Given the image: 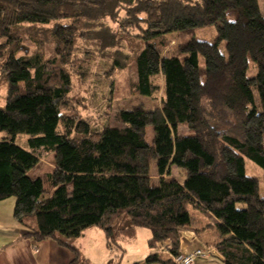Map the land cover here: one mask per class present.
<instances>
[{
	"label": "trees",
	"instance_id": "1",
	"mask_svg": "<svg viewBox=\"0 0 264 264\" xmlns=\"http://www.w3.org/2000/svg\"><path fill=\"white\" fill-rule=\"evenodd\" d=\"M123 10L126 18L119 20ZM106 18L137 29L143 42L133 60L135 92L151 97L158 91L152 78L160 75L164 98L160 109L121 110L116 124L98 131L71 112L65 68L78 38L98 41L103 50L117 46L116 34L102 24ZM209 26L216 27L213 42L191 36L177 55L162 56L167 35ZM24 27L46 29L54 46L50 58L40 50L45 41L31 39L38 45L33 53L22 45ZM0 61L8 87L0 107V133L6 134L0 140V201L14 198L13 218L25 236L69 249L70 264H92L75 241L95 227L115 252L108 264H120L122 242L146 229L151 253L132 264H176L180 231H194L191 210H200L217 231L223 264H264V198L257 179L245 172L248 161L264 174V16L258 0H0ZM127 63L116 50L111 70ZM147 127L153 129L151 145ZM18 135L27 137L26 146L16 143ZM40 151L54 155L49 192L42 178L28 175ZM171 168L185 178H173Z\"/></svg>",
	"mask_w": 264,
	"mask_h": 264
},
{
	"label": "rangeland",
	"instance_id": "2",
	"mask_svg": "<svg viewBox=\"0 0 264 264\" xmlns=\"http://www.w3.org/2000/svg\"><path fill=\"white\" fill-rule=\"evenodd\" d=\"M258 3L260 11L264 16V0H258ZM125 14L124 10L120 11L118 19L124 20L126 18ZM102 24L108 26L116 34L117 46L103 50L99 47L98 41H92L86 37L82 39L78 38L74 52L71 55L70 65L65 68L69 72L71 79L70 93L67 97L71 112L86 120L98 131L105 126L116 124V114L119 111L131 110L138 106L146 111L160 109L164 98V82L160 75L152 78V82L158 87V91L151 97L139 96L134 90L136 76L133 60L144 46L143 42L136 38V35L139 34L138 30L128 26L120 28L117 22H113L108 18L104 19ZM141 26L144 27V25ZM47 27L51 28L52 24ZM44 30L46 29L40 27H24L22 30V38L24 40L22 45H24L29 53H33L38 51V45L32 44L30 42L31 39L35 37L37 40L42 41V43L45 41L46 43L42 44L40 50L44 55V59H47L52 56L54 46L51 44L49 33L43 32ZM191 36L197 40L211 43L216 37V27L209 26L194 30L191 33H173L167 35L163 40L162 56L177 55L180 45ZM116 50L128 56L127 66L123 70H111V59ZM7 88V83L0 72V107H4L5 105ZM181 131L182 133L185 132L183 128L179 129L180 133ZM4 137H6V134L0 133V140ZM145 139L148 144H152L153 129L151 127L146 128ZM26 140L27 137L23 135H18L15 139L16 143L21 146H26ZM38 155V164L28 172V175L30 177H40L46 183L47 176L55 170L54 155L45 151H40ZM245 172L247 176L257 179L259 195L264 198V174L262 170L247 161L245 162ZM170 175L179 181L185 178V174L175 168H171ZM150 177L151 182L156 185L159 177L156 173L155 162L151 164ZM46 192H49L47 183ZM14 202V198H7L0 201V208H11L13 211ZM191 213L195 215L199 225L209 222L200 210H191ZM93 230L101 234L99 229L94 228ZM141 230L142 232H146L145 234L150 235L148 230ZM205 233L211 239L214 235L216 236L217 231L208 226ZM78 242L81 246L82 255L90 257V261L94 264H106L107 261L113 259L115 252L106 247L103 235L102 238H90L86 241L80 239ZM128 244L122 243L123 249L127 250V255L122 264H129L128 261L133 255L132 247H128Z\"/></svg>",
	"mask_w": 264,
	"mask_h": 264
},
{
	"label": "crops",
	"instance_id": "3",
	"mask_svg": "<svg viewBox=\"0 0 264 264\" xmlns=\"http://www.w3.org/2000/svg\"><path fill=\"white\" fill-rule=\"evenodd\" d=\"M206 219L209 220L208 217ZM209 224L210 221L208 223H202L201 225L197 223L198 226H194V231H180L179 251L181 254H187L197 249L210 252L209 258L198 259L195 264H223V257L216 247L219 239L218 235L216 234V236L214 235L210 239L205 233ZM94 228L85 230L83 235L75 241V246L80 252L81 246L78 242L80 239L86 241L90 238H102L103 235L106 245L104 233L100 229L101 234L100 232H95L93 230ZM26 232V229L13 218L11 208H0V264H70L73 254L69 249L58 246L53 240L35 241L31 237L25 236ZM145 233L141 229H138L133 238L122 242L129 243L127 246L132 247L133 255L128 261L129 264L142 261L151 253V250L147 246V241L151 235ZM126 252L127 250H125L120 264H122V261L127 255ZM163 255L168 257V253L166 252ZM84 258L90 261V257L85 256Z\"/></svg>",
	"mask_w": 264,
	"mask_h": 264
},
{
	"label": "built area",
	"instance_id": "4",
	"mask_svg": "<svg viewBox=\"0 0 264 264\" xmlns=\"http://www.w3.org/2000/svg\"><path fill=\"white\" fill-rule=\"evenodd\" d=\"M210 256V252L207 250H194L187 254H181L175 258L176 264H195L198 259H206Z\"/></svg>",
	"mask_w": 264,
	"mask_h": 264
}]
</instances>
